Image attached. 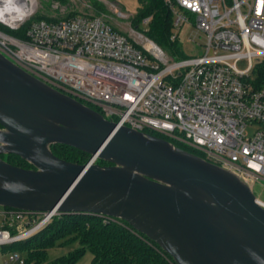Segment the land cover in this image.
<instances>
[{
  "label": "built area",
  "instance_id": "built-area-1",
  "mask_svg": "<svg viewBox=\"0 0 264 264\" xmlns=\"http://www.w3.org/2000/svg\"><path fill=\"white\" fill-rule=\"evenodd\" d=\"M164 3L173 27L194 23L203 35L202 55L174 60L146 37L141 49L99 16H63L57 2L51 8L58 18L34 19L35 0L11 24L0 17V53L116 126L187 146L249 186L264 180V0ZM251 123L257 128L246 136ZM6 214L15 233L0 228V245L30 235L52 216ZM7 263L24 264L16 252H9Z\"/></svg>",
  "mask_w": 264,
  "mask_h": 264
},
{
  "label": "water",
  "instance_id": "water-1",
  "mask_svg": "<svg viewBox=\"0 0 264 264\" xmlns=\"http://www.w3.org/2000/svg\"><path fill=\"white\" fill-rule=\"evenodd\" d=\"M53 144L88 159H61ZM8 154L30 167L0 157V207L121 220L175 264H264V205L239 175L116 126L0 53V156Z\"/></svg>",
  "mask_w": 264,
  "mask_h": 264
},
{
  "label": "trees",
  "instance_id": "trees-1",
  "mask_svg": "<svg viewBox=\"0 0 264 264\" xmlns=\"http://www.w3.org/2000/svg\"><path fill=\"white\" fill-rule=\"evenodd\" d=\"M97 8L101 7L97 6ZM147 17L149 18L147 36L171 57L176 58L177 39L176 37L170 38L172 16L164 0H139V6L132 21ZM33 18L52 19L38 13H35ZM9 32L17 33L16 31ZM149 133L162 137L157 133ZM172 143L203 157L201 153L187 146L173 141ZM50 150L55 156L70 162L85 163L88 159L86 153L62 144H53ZM0 157L10 164L23 168L30 167L27 162L13 154ZM96 162L104 164L102 161L96 160ZM0 208L5 213L0 215V228H7L11 234H14V226L9 225L10 219L6 214L13 209ZM74 241L77 242V247L67 254L48 259L47 248L56 242L58 245H66ZM2 245H5L9 252L18 253L24 264H74L85 251L91 254L90 264H175L153 241L132 229L125 222L86 213L53 214L35 232L20 240Z\"/></svg>",
  "mask_w": 264,
  "mask_h": 264
},
{
  "label": "rangeland",
  "instance_id": "rangeland-1",
  "mask_svg": "<svg viewBox=\"0 0 264 264\" xmlns=\"http://www.w3.org/2000/svg\"><path fill=\"white\" fill-rule=\"evenodd\" d=\"M54 2H57L58 5L63 8V16L91 15L101 17L114 30L123 34L129 41L141 49L146 47L144 37L151 40L146 34L148 24L146 22H142L144 18L138 21H132V17H134L137 7L139 6V0H35V13H38L46 18H58L60 16V14H58L59 12L54 11L51 8V5ZM96 5L101 8L98 9ZM118 12L126 14L127 16H119ZM170 32L175 34L177 39L176 58L171 57L170 54L156 44L163 50L168 58L178 60L200 56L203 54V35L198 32L194 23H184L181 27H173L172 25ZM192 35L199 37L191 41L190 37ZM256 128L257 126L255 124H248L245 126L244 134L246 136H251ZM250 189L256 199L264 203V180L257 179L251 184ZM2 212L3 210L0 208V215ZM77 245L76 241L66 245H58V242H56L53 246L47 248L46 250L48 259L50 260L56 256L65 255L70 250L77 247ZM8 254V248H6L5 245L0 246V264H4V261L8 259ZM90 259L91 254L88 251H85L74 264H90Z\"/></svg>",
  "mask_w": 264,
  "mask_h": 264
},
{
  "label": "bare ground",
  "instance_id": "bare-ground-1",
  "mask_svg": "<svg viewBox=\"0 0 264 264\" xmlns=\"http://www.w3.org/2000/svg\"><path fill=\"white\" fill-rule=\"evenodd\" d=\"M26 0H3L0 4V17L5 24H11L16 19L26 15L34 4V0H29L28 6ZM263 203V202H262Z\"/></svg>",
  "mask_w": 264,
  "mask_h": 264
}]
</instances>
